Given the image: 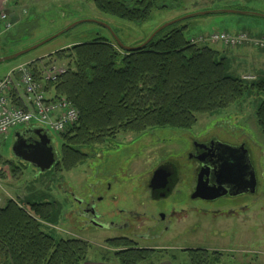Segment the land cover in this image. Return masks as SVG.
Segmentation results:
<instances>
[{
    "label": "rangeland",
    "instance_id": "obj_1",
    "mask_svg": "<svg viewBox=\"0 0 264 264\" xmlns=\"http://www.w3.org/2000/svg\"><path fill=\"white\" fill-rule=\"evenodd\" d=\"M8 5L16 13L18 23L8 32L0 34V57L37 45L76 21H85L30 52L1 62L0 79L20 64L42 57L48 59V54L93 39L98 34L113 35L104 23L114 29L125 45L137 46L163 24L194 12L230 9L264 14V0H163L143 22H130L101 13L94 0H9ZM183 25H187L186 35L189 38L208 36L213 31H246L252 36L258 35L255 38L264 37V17L256 15L213 13L190 17L169 27ZM198 43L218 50L219 59L225 57L226 71L230 76L244 77L248 82L257 76H264V49L251 43L237 46L213 41ZM21 92L24 93V90L21 89ZM263 98V94L248 90L242 99L228 108L199 115L198 123L189 131L200 138L212 134L223 138L234 136L237 141L246 139L253 162L257 165L261 189L264 184V135L259 130L256 113ZM49 130L58 155L60 136L53 129ZM186 132L156 129L142 135L120 133L116 142L103 148L85 149L89 154L87 160L74 170L61 172L54 166L42 171L17 157L13 150L16 131L12 129L7 134H0V205L9 197L23 204H53L52 216L42 222L45 232L56 240L73 236L89 241L91 247L86 264H117L112 261L114 247L107 242L113 231L86 227L84 218L77 213V198L87 197L89 193L104 195L106 202L101 203L100 209L105 213L113 206H109L113 195H118L113 207H135L142 199L143 184L138 177L144 173V168L154 167L160 157L169 155ZM125 148L129 150L127 153H124ZM109 182H112L110 191L106 190ZM259 208L261 211L257 219L244 224L225 216L214 218L208 215L205 220L190 216L162 240L151 242V246L158 249L167 247V250L149 253L141 264H189L184 249L190 247L220 249L225 253L228 248L236 247L240 255L224 254L218 262L264 264V202ZM107 219L104 217V220ZM243 251L248 254L252 251V255L245 259L247 254ZM211 260L216 263L214 258Z\"/></svg>",
    "mask_w": 264,
    "mask_h": 264
},
{
    "label": "trees",
    "instance_id": "obj_2",
    "mask_svg": "<svg viewBox=\"0 0 264 264\" xmlns=\"http://www.w3.org/2000/svg\"><path fill=\"white\" fill-rule=\"evenodd\" d=\"M94 2L101 13L143 22L163 0ZM186 30L187 25L164 29L135 52L120 48L112 35L98 34L29 63L38 80L52 64L66 66L65 73L46 83V90L53 100L67 99L79 110L78 121L59 134L55 170L76 169L89 156L85 149L103 148L120 133L192 130L199 115L228 108L248 90L264 95V76L248 82L228 75L225 57L219 59V51L208 44L192 43ZM11 97L15 106L29 109L18 92ZM256 117L264 135V98ZM53 209L51 203L23 204L10 197L0 205V264H86L89 241L73 236L56 240L43 230ZM107 242L114 247L113 263L141 264L147 258V251L129 248L127 239Z\"/></svg>",
    "mask_w": 264,
    "mask_h": 264
},
{
    "label": "flooded vegetation",
    "instance_id": "obj_3",
    "mask_svg": "<svg viewBox=\"0 0 264 264\" xmlns=\"http://www.w3.org/2000/svg\"><path fill=\"white\" fill-rule=\"evenodd\" d=\"M183 131L188 132L181 136L177 147L169 155L160 157L154 167L144 168V173L138 177L142 181L143 191L142 199L135 207H113L118 198V195H113L109 205L113 206L105 213L100 209L101 203L106 202L104 195L89 193L87 197L77 198V213L84 218V225L113 231L107 240L127 239L132 243L129 248L147 251L144 256L148 257L149 253L156 250H167V247L155 248L151 246V242L162 240L190 216H194L196 220H205L208 215L214 218L225 216L242 224L255 221L261 211L259 207L264 202V184L262 183L261 189V179L248 141H237L234 136L223 138L212 134L200 138L189 132L191 130ZM217 142L233 146L244 145L249 151L250 167L244 168L239 161V154L233 155L236 161L229 162H237L240 168L234 169L233 174L218 178L226 187L225 193L216 198H204L196 194L200 183L218 185L215 170L222 165L224 156L219 148L216 149ZM127 148L124 153L129 151L130 148ZM112 177L115 175L112 174ZM106 190H112V182L107 183ZM104 217L108 219L104 220ZM184 251L188 254L189 263L212 258L221 260L224 254L240 255V250L236 247L228 248L226 253L220 249L200 247L185 248ZM243 252L247 254L245 259L252 255V251L249 254L247 251Z\"/></svg>",
    "mask_w": 264,
    "mask_h": 264
},
{
    "label": "built area",
    "instance_id": "obj_4",
    "mask_svg": "<svg viewBox=\"0 0 264 264\" xmlns=\"http://www.w3.org/2000/svg\"><path fill=\"white\" fill-rule=\"evenodd\" d=\"M8 3L9 0H0V34L11 30L17 22L15 15L9 12ZM207 41L222 42L230 46L251 43L257 48L264 49V37L255 38L246 31L238 34L213 31L208 36L191 38L192 43ZM66 70V66L52 64L44 69L42 80H38L29 64L24 63L0 79V134H7L12 129L20 127H41L47 130L51 128L60 134L78 121L79 110L71 101L67 99L55 101L48 96L46 90V83L55 81ZM17 84L22 86L30 101L29 109L17 107L12 102L11 93Z\"/></svg>",
    "mask_w": 264,
    "mask_h": 264
},
{
    "label": "water",
    "instance_id": "obj_5",
    "mask_svg": "<svg viewBox=\"0 0 264 264\" xmlns=\"http://www.w3.org/2000/svg\"><path fill=\"white\" fill-rule=\"evenodd\" d=\"M220 14V13H242L248 15H256L264 17V14L250 12V11H237V10H230V9H220V10H208V11H199L194 12L185 16L180 17L179 19L167 22L157 28L145 41L137 46H127L125 45L119 36L115 33L114 29L109 25L105 24L113 33V37L118 44V46L126 51L135 52L138 50L143 49L147 44H149L161 31L166 29L167 27L179 22L181 20L194 17V16H201L207 14ZM85 20L76 21L75 23L71 24L67 28L63 29L62 31L58 32L57 34L53 35L52 37L42 41L41 43L34 45L30 48L15 52L13 54L4 55L0 57V63L15 59L31 50L37 48L38 46L52 40L53 38L63 34L64 32L72 29L77 24L83 22ZM16 141L13 146L14 153L17 157L31 163L32 165L38 167L40 170L44 171L50 169L54 166L56 162V150L53 142L52 136L49 132L43 128H28L24 132H17L15 134ZM220 149L222 155L224 156L223 163L215 170V175L217 178V184L211 186L207 182L200 183L197 187L196 194L202 196L204 198H216L225 193V186L218 180L220 176H227L230 173L233 174L234 169L237 167L240 168V164L237 162H233L231 164L229 160L236 161L233 155L239 154V161L243 163L244 168L250 167V159H249V151L244 145L240 146H233L222 142L216 143V149ZM230 158V159H229ZM242 159V160H240ZM243 168V169H244ZM254 174V173H253ZM207 194V195H206Z\"/></svg>",
    "mask_w": 264,
    "mask_h": 264
},
{
    "label": "crops",
    "instance_id": "obj_6",
    "mask_svg": "<svg viewBox=\"0 0 264 264\" xmlns=\"http://www.w3.org/2000/svg\"><path fill=\"white\" fill-rule=\"evenodd\" d=\"M10 12L12 13V15H16V13L15 12H13V11H11L10 10ZM238 32H234V33H232V34H237ZM252 36V35H251ZM252 37H258V35H253ZM21 89H22V86L21 85H16V89L13 91V92H18V94H19V97H21V99L23 100V102H25V103H27V105L28 106H30V101H29V99H28V97H27V95L25 94V93H22L21 92ZM17 90V91H16ZM12 92V93H13ZM12 93H11V95H12ZM29 128V127H28ZM15 131H16V133L17 132H24L25 130H26V128H23V129H14ZM24 130V131H23ZM257 264H260V263H257Z\"/></svg>",
    "mask_w": 264,
    "mask_h": 264
}]
</instances>
